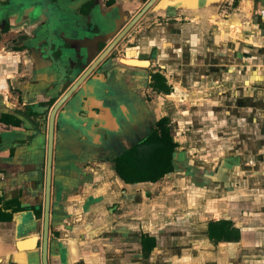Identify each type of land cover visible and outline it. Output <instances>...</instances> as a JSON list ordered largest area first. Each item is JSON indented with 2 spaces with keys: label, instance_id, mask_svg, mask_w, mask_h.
Wrapping results in <instances>:
<instances>
[{
  "label": "crops",
  "instance_id": "0c3cea01",
  "mask_svg": "<svg viewBox=\"0 0 264 264\" xmlns=\"http://www.w3.org/2000/svg\"><path fill=\"white\" fill-rule=\"evenodd\" d=\"M262 3L228 0L219 8L183 14L179 10L173 15L181 17V87L174 84L175 92L166 98L184 97V104L193 105V123L203 124L200 131L211 144L206 147L209 157L202 154L203 161L193 168L191 190L181 185V178L174 179L181 175L182 166L189 169L181 140L173 156L175 171L163 178L166 186L160 189V180L143 189L141 185L126 186L111 165L98 159L89 163L90 167L83 159L72 169L65 157L73 155L67 149L74 148V141L70 142L69 136L57 138L56 131V142L59 139L63 150L56 152L55 158L64 160L54 168L52 177L49 264H264ZM148 31L150 36L171 41L169 29ZM5 40L0 44V264H41L39 220L28 209L43 204L48 134L37 105L48 100L39 96L40 88L51 87L55 78L45 75L38 81L30 72L18 73L19 60L6 50ZM207 41L212 45L207 46ZM198 42L201 50L188 49ZM8 57L12 60L7 61ZM127 61L148 66V62L133 58L122 62ZM188 77L194 82L192 90H186ZM19 97L28 106H18ZM24 109L30 112L22 115ZM3 116L20 123L12 126L1 121ZM80 155L84 157L81 151ZM210 158L215 162L207 163ZM190 192L199 194V203L191 199L194 195ZM181 194L185 196L182 203ZM11 201L12 209L5 205ZM209 202V209L203 211L207 218L190 223L193 214L197 215L195 210H203ZM187 205L192 216H181ZM220 220L231 222L239 231L238 241L215 244L209 240L208 223ZM75 225L80 227L73 228ZM87 225L93 229L89 235L70 236L73 229L83 231ZM145 234L155 239L148 259L141 251Z\"/></svg>",
  "mask_w": 264,
  "mask_h": 264
},
{
  "label": "flooded vegetation",
  "instance_id": "af4514ba",
  "mask_svg": "<svg viewBox=\"0 0 264 264\" xmlns=\"http://www.w3.org/2000/svg\"><path fill=\"white\" fill-rule=\"evenodd\" d=\"M120 1L121 0H1L0 4L4 5L6 15L8 14L7 9H10V7L17 6L19 10V17L13 19V22L6 18L4 23H0V44L3 42V38H6L5 48L7 50L10 49L11 57L19 60L17 63V72L20 73L25 71L26 74L30 72L38 78V81L39 78H42L45 75H50L51 77L54 76L55 78L51 87L46 86L42 89L39 87V96L48 99L43 102H38L37 105L38 108L42 110L41 114L44 115L46 129H48L47 121L49 113L63 96L66 95L67 97L55 114L51 182L55 168V133L58 130L57 118L59 114H61L63 118L65 111L68 110V108H71L72 112L68 114L72 115L73 118L67 123L68 128L71 127V123H77L81 126L92 120V117H89L88 114L90 111L84 109L86 105H88V96L92 94V89H89L88 82L92 79L94 81V79L100 77L101 80L102 77L103 79L107 78L106 71H101V69L108 60L116 59L117 61L119 59H127L129 55L126 54V51H130L131 55L133 52L131 50L134 49V51H136V56L131 55L133 59L148 62V66L144 68H148L152 65L157 68L156 70L147 73L148 81L145 91L149 90L152 94H160L165 100L166 97L175 92L174 84L181 87V20L176 19V17L173 16L179 22L169 24L165 27L167 32L168 29L170 31L169 35L172 37L168 38H171V41L169 39L167 40L166 37H161L160 39L154 38L155 40H161L159 44H152V46L158 48L160 51L158 52L156 48L152 47L151 52H147L146 48L142 47L145 38L143 35L139 38L136 32L139 29V25L143 23V20L146 17H153L150 12L159 0L154 1L137 20L136 16L150 3L151 0H123L122 4ZM176 4L179 6L181 4L180 0H177ZM34 11H36L34 17L30 18L28 13ZM111 12L118 13L119 18L117 16L110 31L105 33L103 18L108 17ZM162 16L165 15L155 16V18H160ZM127 27H129V30H127L125 35L120 38L119 36L121 35V32ZM154 28L155 27L153 26L152 29ZM148 37L150 39V35ZM146 41L148 44L150 43L149 40ZM134 42L137 43V47H133ZM124 44L126 47H124ZM170 45H172V47ZM120 50L123 52V55L119 54L121 52ZM163 52H165V56L163 55ZM141 53H147V56L150 54L153 59L150 57H145V59L140 58L139 55ZM6 60L11 61L12 59L8 57ZM158 69H160V71ZM23 77L26 78L27 75ZM158 77L163 79L164 85L170 89V93L165 94L159 92L153 87L158 84V81H160ZM86 85H88V87H86ZM145 96L147 102H149L147 93ZM72 102L75 103L74 108L72 106L70 107ZM16 103L21 107L28 106L29 104L27 103V105H23V99H20V97L17 98ZM90 110L95 114L99 113L95 108H91ZM29 112L30 111L24 109L22 110V115ZM161 112L160 106V113ZM163 118L168 119V127L170 128L169 116L163 115L158 118V121ZM19 123L20 122L18 121L17 125H19ZM75 135L76 134L70 138V142H81L86 138L81 135ZM105 137L106 136L104 135V138ZM47 147L44 171L46 169L45 165L48 154ZM86 151L87 149L84 150L85 155ZM83 159L86 161V158L82 157L78 163H81ZM89 163L91 162H87L85 165ZM112 169L114 171V165ZM5 205H9L11 209L13 208L11 206L12 201ZM113 207L111 209H114ZM28 212H32L36 219L39 220L38 224L40 227L38 228V231L40 232V239H42L43 204H41L38 209L34 207L28 209ZM9 215L11 216V214ZM74 227L79 228L80 226L75 225L73 228ZM82 228L83 231H75L73 229L70 231V236L76 237L77 234L85 236L92 233L91 230L93 229H89L90 226L88 227L87 225ZM50 230L51 226L49 221L48 242ZM144 238L152 237L147 234L142 235L141 251L143 254H145L143 251ZM150 253L151 252L147 254V259L150 256ZM73 255L72 259L74 260L75 257ZM48 259L47 264H49ZM67 264L82 263L79 261L72 263L68 262Z\"/></svg>",
  "mask_w": 264,
  "mask_h": 264
},
{
  "label": "water",
  "instance_id": "95a60500",
  "mask_svg": "<svg viewBox=\"0 0 264 264\" xmlns=\"http://www.w3.org/2000/svg\"><path fill=\"white\" fill-rule=\"evenodd\" d=\"M157 0H151L150 3L142 9L136 16V20L147 10V8ZM228 0H180L181 4L177 6V0H159L153 7L150 14L152 16H173L176 11L181 10V14L186 11L193 12L195 9L204 7L219 8ZM1 3V2H0ZM181 6V7H180ZM17 6L7 9L6 15L4 5L0 4V23H4L7 19L13 22V19L19 17ZM177 7V8H176ZM179 8V9H178ZM35 12L28 13L29 17H34ZM118 13L111 12L106 18H103L105 33L117 19ZM119 18V16H118ZM16 22V21H15ZM129 27L125 28L120 38L125 35ZM123 59L108 60L103 65L101 71H106L107 78L93 79L88 82L89 89H92L88 101V105L84 108L91 112L88 113L92 120L79 126L77 123H71V127H67L65 117L59 114L57 118L58 130L57 138L63 136L72 137L74 134L86 137L81 142L73 143L74 149L81 151L87 162L98 159L111 162L114 158L120 156L131 147L144 140L155 128L158 117L153 111L151 105L147 102L145 96V88L147 86V73L143 71L144 67L130 66L122 62ZM86 85V87H88ZM102 91V92H101ZM66 95L61 98L49 113L48 117V147L47 161L45 169L44 182V198H43V232L41 239V263L47 264L48 254V226L50 216V200H51V162L53 151V133L55 114L60 105L65 101ZM75 100V99H74ZM95 108L99 111L95 114L90 109ZM110 124V125H109ZM75 135V136H76ZM86 135V136H84ZM104 135L106 136L104 138ZM55 141V151L61 152L63 146ZM86 151V156L84 150ZM73 160L80 161L82 157L77 154L71 156ZM77 158V159H76ZM64 158H55L54 167L61 164ZM30 213V212H28ZM17 217V216H16ZM18 249L22 248L17 245Z\"/></svg>",
  "mask_w": 264,
  "mask_h": 264
},
{
  "label": "rangeland",
  "instance_id": "374dc122",
  "mask_svg": "<svg viewBox=\"0 0 264 264\" xmlns=\"http://www.w3.org/2000/svg\"><path fill=\"white\" fill-rule=\"evenodd\" d=\"M176 19L181 20V17H176ZM176 19L174 17H167V16H162L160 18H157V17L155 18V16L146 17L143 20V23L141 25H139L140 27L136 32L137 35L139 36V38L141 35H143V37L145 38L144 44L142 45V47L146 48L147 52H151L152 47L156 48V47L152 46V44L153 43L159 44L161 41V40H155L156 37L153 36L152 34H151L150 39H149L148 33H150L149 32L150 30L148 31V29H152L153 26L155 28H165L169 24L178 23L179 21ZM156 26H158V27H156ZM146 40H149L150 43L148 44V42ZM209 45H212V44L210 41H207V46H209ZM137 46H138L137 43L134 42L133 47H137ZM124 47H126L125 44H124ZM195 47L197 49H199V47H203V46H201V44L198 42V43H196L195 46H191L188 49H191V48L195 49ZM156 49L158 50V52L160 51L158 48H156ZM203 49L205 51L206 47L204 46ZM199 50H201V49H199ZM131 51H133L131 53V55L136 56V51H134V49H132ZM126 52H127L126 54L129 55L128 58H132L130 55V51H126ZM182 53L183 52L181 51V56H182ZM119 54L123 55V52L121 51ZM146 54L147 53H141L139 55V57L144 58V59H145V57L146 58L150 57L151 59H153L152 55L149 54V56H147ZM163 55L164 56L166 55L165 52H163ZM123 60H125V59H123ZM156 69L157 68L153 67V65H152V66H149L148 68H144L143 71L145 73H149L150 71L156 70ZM158 70L160 71V69H158ZM193 87H194V82L192 79H190L188 77L187 78V88L188 89H186V90H192ZM146 91H145V95L147 93L148 100H149L148 103L151 105L153 111H155L157 117L160 118L163 115L169 116V118H170V128L169 129L171 130L174 142L177 143L179 140H181L182 150L187 151V152H185L187 154V157H186L187 159L185 161V164L187 166H189V169H187V167H185V166L184 167L182 166L183 168L181 167V175L176 174L174 179H175V182H177V180L181 178V185H183V186L187 187L189 190H191V188L194 185L193 180H192L193 172H194L193 168L196 167L197 165H199L201 163V161H203L204 158H201L203 156L202 154L207 155V157H209V155H210L209 152L206 150V147L211 145L210 141H208L209 137L206 136L204 132L200 131L202 128L204 129L205 127L202 126L203 125L202 123H200L198 125H195L193 123L194 112H195L194 107H193V105L188 106L186 103L184 104V97H182L183 100L181 102H179L178 100L182 99V98L178 97V96H176L173 101H168L167 98H165V100H164V97L161 96L160 94L156 95V94H152L149 90H146ZM160 106H161V111H162L161 113H160ZM202 113L203 112L201 111L200 114H202ZM67 150L72 151V153L78 155L77 150L74 149L72 146H69ZM71 156H72V154H71ZM65 159H66V162L71 166L72 169L75 168V166L78 164L77 160H73V158L70 156L66 155ZM100 161L108 163L109 165H111V168L113 167L111 162H107L104 160H100ZM61 162H63V160ZM182 162H184V160H181V164H182ZM214 162H215V160H212L210 158V160H208L207 163H214ZM202 165H204V163ZM87 167H90V164L87 165ZM160 182H162L163 185L160 186L159 188L163 189L162 187L166 186L167 183H165V182H167V180L163 179ZM208 182H209V180H208ZM140 187L145 189V188L152 187V186L146 185V186H144L145 188L143 186H140ZM192 194L193 193H191V195ZM218 194H220V192H218ZM198 195L199 194H196V195L191 197V199H193V198L197 199L195 203H199V201H200V196H198ZM212 195L216 196L217 194L213 193ZM147 197H149V195ZM206 197L209 198V195L207 194ZM184 198H185V196L181 194V203H182V200H184ZM202 198H203V196H202ZM186 202H187V200H186ZM211 204H212V202H209L207 204V206L205 205L203 207V210H202V208L196 209L195 211H197V215L193 214V216L191 214L192 213L191 212V210H192L191 206L187 205V208L181 209V216L183 214H187L188 216L191 215L192 218L190 220V223L191 222H198L199 223L198 220H201V219L204 220L205 218H207V214L203 213V211L209 209ZM208 217H209V214H208ZM186 221H187V217H186ZM209 246H211V245H209ZM252 251H256V249L251 250V256L252 257L250 260H252V262H253V260H254L253 259V255H254L253 253L254 252H252ZM210 252H213V251L211 250ZM236 252H238V250L234 251V253H236ZM238 253H236V254H238Z\"/></svg>",
  "mask_w": 264,
  "mask_h": 264
},
{
  "label": "trees",
  "instance_id": "16d2710c",
  "mask_svg": "<svg viewBox=\"0 0 264 264\" xmlns=\"http://www.w3.org/2000/svg\"><path fill=\"white\" fill-rule=\"evenodd\" d=\"M153 86L157 91L168 94L170 89L164 85L163 79ZM1 121L16 126L18 120L14 117L3 116ZM168 119L156 122L155 128L142 141L129 150L114 158V172L126 186L153 185L165 176L175 171L173 156L177 148L172 133L168 127ZM207 236L215 244L219 242L238 241L239 231L229 221H210ZM155 245L154 238H144L143 251L147 255Z\"/></svg>",
  "mask_w": 264,
  "mask_h": 264
},
{
  "label": "bare ground",
  "instance_id": "6f19581e",
  "mask_svg": "<svg viewBox=\"0 0 264 264\" xmlns=\"http://www.w3.org/2000/svg\"><path fill=\"white\" fill-rule=\"evenodd\" d=\"M123 61V60H122ZM127 64H129V65H137V66H145V64H143V63H140V62H136V61H127L126 62ZM147 66V65H146ZM73 107L74 108V106H75V103L74 102H72V104L70 105V107ZM72 112V109L71 108H68V110H66L65 111V113H64V116L63 117H65V120L66 119H68V115H70V114H68V113H71ZM71 116V118H73L72 117V115H70ZM67 121V120H66ZM110 125V124H109Z\"/></svg>",
  "mask_w": 264,
  "mask_h": 264
},
{
  "label": "built area",
  "instance_id": "2783aa9c",
  "mask_svg": "<svg viewBox=\"0 0 264 264\" xmlns=\"http://www.w3.org/2000/svg\"><path fill=\"white\" fill-rule=\"evenodd\" d=\"M259 16L261 18H264V0H263V3H262V6H261V9L259 10Z\"/></svg>",
  "mask_w": 264,
  "mask_h": 264
}]
</instances>
